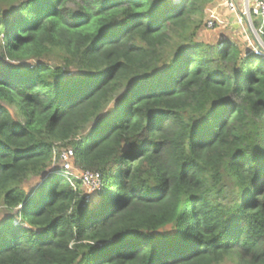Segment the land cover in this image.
<instances>
[{
	"label": "trees",
	"instance_id": "trees-1",
	"mask_svg": "<svg viewBox=\"0 0 264 264\" xmlns=\"http://www.w3.org/2000/svg\"><path fill=\"white\" fill-rule=\"evenodd\" d=\"M213 5L0 0V264H264V52Z\"/></svg>",
	"mask_w": 264,
	"mask_h": 264
},
{
	"label": "rangeland",
	"instance_id": "rangeland-1",
	"mask_svg": "<svg viewBox=\"0 0 264 264\" xmlns=\"http://www.w3.org/2000/svg\"><path fill=\"white\" fill-rule=\"evenodd\" d=\"M222 9V10H221ZM219 11V12H217ZM229 18V13L226 9V6L224 3L219 4L218 6L215 7V4L208 9V14L206 15L205 23H207L208 19H212L214 22V25L212 28L208 29L206 28L205 30H201L198 40L199 41H205L210 44H216L220 39H234L236 40L237 38H242V40H246L248 38V43H250V48L255 51V52H264V39L261 38L260 33H251L248 30V25L246 26L245 22L242 23L241 31L240 33L237 34V32L233 31L230 27L234 22H227ZM258 23V22H256ZM51 63L53 65L57 64L54 59L51 60ZM114 103L107 108V114L111 111L113 108ZM13 115L16 120H19V116L16 114L15 111H13ZM71 151L72 152V146L62 147L61 144H55V148L53 150V165L51 170L54 169H59V170H64L67 175H72L75 179L80 181V187L79 191L82 196L85 197L86 201L88 202L90 198L94 195V193L99 189L100 187V182L98 185L93 189V190H88L87 187H85L82 183V175L86 172H95L91 170H85L81 168L73 159V152L72 156H69L68 160L64 159V155H67V152ZM66 165L69 166V169L67 170L65 167ZM36 180H32L31 184H35ZM37 184V183H36ZM89 199V200H88ZM4 210L0 209V219L4 217L6 214H3ZM230 264V263H227Z\"/></svg>",
	"mask_w": 264,
	"mask_h": 264
},
{
	"label": "built area",
	"instance_id": "built-area-1",
	"mask_svg": "<svg viewBox=\"0 0 264 264\" xmlns=\"http://www.w3.org/2000/svg\"><path fill=\"white\" fill-rule=\"evenodd\" d=\"M222 2L225 4L227 10L235 16L239 26H242V23L245 22L246 26L248 25V30L251 28L249 30L251 33L262 34L261 28L257 30L254 27L253 20L261 19L264 22V0H243L240 8L236 6L234 0H222ZM213 25V20L208 19L206 28L210 29ZM69 156H72L71 151L67 152V155H64V159L68 160ZM65 168L68 170L69 166L66 165ZM100 180V174L98 172H86L82 175V183L88 190H93Z\"/></svg>",
	"mask_w": 264,
	"mask_h": 264
},
{
	"label": "crops",
	"instance_id": "crops-1",
	"mask_svg": "<svg viewBox=\"0 0 264 264\" xmlns=\"http://www.w3.org/2000/svg\"><path fill=\"white\" fill-rule=\"evenodd\" d=\"M242 1L243 0H236V2H238L239 4H242ZM214 4H215V7L216 6H218L219 4H221L222 5V1H220V0H214ZM222 10V9H221ZM217 12H219V11H217ZM229 13V12H228ZM235 19H234V17H232V15L231 14H229V18H228V20H227V22H235L234 21ZM233 25V24H232ZM231 25V29L233 30V31H238L239 30V28L238 27H236L235 25L234 26H232Z\"/></svg>",
	"mask_w": 264,
	"mask_h": 264
},
{
	"label": "clouds",
	"instance_id": "clouds-1",
	"mask_svg": "<svg viewBox=\"0 0 264 264\" xmlns=\"http://www.w3.org/2000/svg\"><path fill=\"white\" fill-rule=\"evenodd\" d=\"M222 3H223V2H222ZM227 11H228V10H227ZM229 13H230V12H229ZM230 14H232V13H230ZM234 24H237V22L235 21ZM237 26H239V25L237 24ZM238 28H239V27H238Z\"/></svg>",
	"mask_w": 264,
	"mask_h": 264
},
{
	"label": "water",
	"instance_id": "water-1",
	"mask_svg": "<svg viewBox=\"0 0 264 264\" xmlns=\"http://www.w3.org/2000/svg\"><path fill=\"white\" fill-rule=\"evenodd\" d=\"M234 25H235L236 27H238L237 24H233L232 26H234Z\"/></svg>",
	"mask_w": 264,
	"mask_h": 264
}]
</instances>
